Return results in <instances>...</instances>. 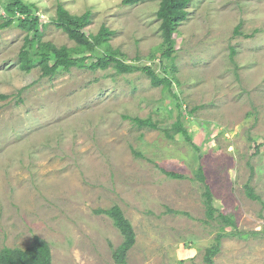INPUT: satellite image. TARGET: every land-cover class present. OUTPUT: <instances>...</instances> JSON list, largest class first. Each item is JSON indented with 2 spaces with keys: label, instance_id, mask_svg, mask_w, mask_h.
Here are the masks:
<instances>
[{
  "label": "rangeland",
  "instance_id": "1",
  "mask_svg": "<svg viewBox=\"0 0 264 264\" xmlns=\"http://www.w3.org/2000/svg\"><path fill=\"white\" fill-rule=\"evenodd\" d=\"M8 2L0 0V25ZM24 2L46 26L42 42L56 47L76 48L51 22L58 4L90 13L87 34L113 32L109 48L127 64L165 72L178 100L140 71L91 70L105 48L67 73H26L18 58L27 33L16 22L0 29V249L38 236L51 264H117L122 236L94 213L117 205L135 234L125 264H206L223 223L205 216L201 167L217 214L253 233L224 237L214 263L264 264V0H191L168 59L157 1ZM180 111L191 143L163 133ZM135 117L157 130L137 127ZM246 184L260 201L246 196Z\"/></svg>",
  "mask_w": 264,
  "mask_h": 264
},
{
  "label": "trees",
  "instance_id": "2",
  "mask_svg": "<svg viewBox=\"0 0 264 264\" xmlns=\"http://www.w3.org/2000/svg\"><path fill=\"white\" fill-rule=\"evenodd\" d=\"M151 0H122L124 6H135ZM158 3L156 18L159 21V29L162 36V58H171L174 48V34L180 25L187 20L189 15L187 9L191 0H154ZM4 10L9 17L7 23L1 24L0 29L16 22L18 28L25 31L26 47L19 53V68L29 73L32 68L39 67L44 77H53L67 73L71 68H81L85 66L86 61L95 56L96 50L105 48L101 56L95 57V62L91 63V70H106L112 68L118 74H130L136 71L142 72L150 79L152 86H164L175 101L177 97L171 93L172 81L168 75L159 76L150 66L138 67L127 64L121 59L120 54L109 48V37L113 32L102 27L96 35L87 34L85 29L90 23V13L82 16H76L69 13L61 4L56 9V17L51 20L56 29L64 32L69 40L75 43L76 48L68 49L66 47H56L52 43L42 42V31L46 26L40 24L39 17L36 15L34 5H28L24 0H9L4 5ZM89 53L88 55H83ZM79 54L83 56H79ZM181 109L180 105H176ZM183 113L177 116V119L171 125V128L164 130V135L174 140L176 136H182L186 142H192L190 132L185 128L183 122ZM131 121L139 128H148L157 130V123L151 118H130ZM197 148V146H195ZM168 178L182 180L185 177L179 173L161 170ZM195 179L201 184L202 199L205 209V216L209 221L223 223L217 233L214 244L206 249L204 260L206 264H215L214 257L219 252L221 240L224 237L244 238L249 234L237 229L234 221L220 213L214 207L213 196L209 184L207 183L203 169L198 167L195 172ZM246 196L253 201H260L254 193L250 184L245 185ZM95 214L107 216L117 228L122 236L121 245L113 250V259L117 264H125L126 255L135 243V234L130 222L124 217L121 209L114 205L108 209H98ZM226 227L229 232H226ZM0 264H51V251L49 244L33 236L30 244L25 248H2L0 249Z\"/></svg>",
  "mask_w": 264,
  "mask_h": 264
}]
</instances>
